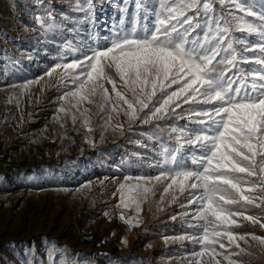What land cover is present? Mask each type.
Here are the masks:
<instances>
[{
	"label": "rangeland",
	"instance_id": "obj_1",
	"mask_svg": "<svg viewBox=\"0 0 264 264\" xmlns=\"http://www.w3.org/2000/svg\"><path fill=\"white\" fill-rule=\"evenodd\" d=\"M92 3L86 21L72 0H0V264H193L201 245L177 238L198 234L189 226L202 223L191 219L198 205L187 203V193H165L163 182L136 179L158 175L162 149L176 146L170 127L192 126L187 117L130 123L123 113L108 120L86 105L85 126L79 113L74 124L59 111L72 85L61 79L63 69L46 73L79 55L63 51L65 40L94 45L121 18L122 0ZM44 7L62 23L41 35L35 16L44 15ZM122 183L151 189L139 211L120 204ZM248 214L264 222V207ZM239 223L235 232L246 236L247 242L238 241L244 251L233 244L226 254L238 252L231 256L236 264H264V245L249 235L264 237V228L242 218ZM201 259L214 264L208 253Z\"/></svg>",
	"mask_w": 264,
	"mask_h": 264
},
{
	"label": "snow or ice",
	"instance_id": "obj_2",
	"mask_svg": "<svg viewBox=\"0 0 264 264\" xmlns=\"http://www.w3.org/2000/svg\"><path fill=\"white\" fill-rule=\"evenodd\" d=\"M72 4L92 19V0ZM117 7L121 18L108 36L94 45L65 40L63 51L79 55L46 73L63 69L61 79L72 85L60 97L67 106L59 111L74 124L79 113L85 126L86 105L108 120L123 113L130 123L186 116L192 126L170 127L176 146L162 149L158 175L136 179L163 182L165 193H187V203L198 205L191 219L202 223L189 225L198 234L177 238L201 245L193 264H202L205 253L214 264L220 257L236 264L231 256L239 253L226 250L234 244L244 251L238 241L247 242L246 236L235 232L239 219L264 228L248 214L264 207V0H122ZM43 11L35 16L41 35L54 33L62 22L47 7ZM149 191L122 183L120 204L139 211ZM249 235L264 245V237Z\"/></svg>",
	"mask_w": 264,
	"mask_h": 264
}]
</instances>
